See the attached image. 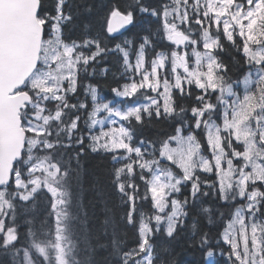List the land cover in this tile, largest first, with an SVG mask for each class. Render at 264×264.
<instances>
[{
	"label": "snow or ice",
	"instance_id": "6c2138e0",
	"mask_svg": "<svg viewBox=\"0 0 264 264\" xmlns=\"http://www.w3.org/2000/svg\"><path fill=\"white\" fill-rule=\"evenodd\" d=\"M99 7L94 22L81 29L74 0L11 5L6 23L19 21L49 46L43 56L37 52L34 60L27 59L25 82L11 90L25 89L18 105L25 134L34 131L37 108L50 123L62 121L70 109L71 131L79 132L80 113L87 111L86 101L77 96L81 77L94 76L102 57L119 53L120 70L113 75L124 82L117 79L111 92L144 102L115 106L100 101L97 87L87 85L93 108L79 144L88 139L93 153H110L118 165L113 185L126 208L122 218L135 235L120 264H176L170 248L153 241L161 234L177 239L190 210L209 195L204 189L226 204L240 203L215 240L209 231L197 238L194 216L189 247L200 249L205 264L225 255L224 264H264V0H104ZM145 17L160 24L140 38L134 52L127 38L124 46L108 47L115 34ZM164 40L168 46L157 50ZM224 41L242 54V65L235 61L230 67L217 55ZM99 71L104 75L110 69ZM237 71L242 75L233 79ZM70 96L77 102L71 103ZM178 98L192 103L179 104ZM145 119L165 120L170 130L160 139H137L135 125ZM201 174L216 179L202 180ZM185 188L189 195L180 199ZM149 200L152 214L146 216L141 204Z\"/></svg>",
	"mask_w": 264,
	"mask_h": 264
},
{
	"label": "trees",
	"instance_id": "16d2710c",
	"mask_svg": "<svg viewBox=\"0 0 264 264\" xmlns=\"http://www.w3.org/2000/svg\"><path fill=\"white\" fill-rule=\"evenodd\" d=\"M79 7V18L77 23L80 28L84 24L94 22L97 13L102 9L99 5L104 0H74ZM155 3L156 0H147ZM51 3V0H49ZM89 6H95L92 12L85 11ZM160 22L153 18H138L136 23L120 37H115L108 44L109 48H114L116 43L123 45L125 38L133 41L132 50L141 42L140 38L147 34L148 30L156 31ZM157 50L166 48L165 41H158ZM217 55L225 62L233 65L235 61L243 64L242 56L235 48H228V43L224 41V50L218 51ZM120 54L111 52L106 58L102 57L101 62L96 65L94 76H85L87 84L97 85L106 95L110 94L111 88L116 86L117 79L123 83L122 78H114V73L120 70ZM108 67L109 72L100 74V69ZM91 71V69H89ZM239 72V71H237ZM82 76L81 78H83ZM82 83L80 88H82ZM195 91V90H194ZM86 101L89 108V99L85 96L80 98ZM77 96L69 98L71 103L77 102ZM178 103L190 106V99H179ZM74 113L68 110L64 120L60 121L63 127L60 129L62 136L68 128L69 122ZM82 116V114L80 113ZM82 119V118H81ZM127 123V122H126ZM135 125V121H132ZM67 125V126H66ZM80 120V130H82ZM75 132V136L69 139L61 137L53 142V146L40 151V154L50 159L59 168V175L55 181V191L61 199V218L63 245L65 246L64 262L59 260L62 255L58 254L54 248L56 238V221L54 210L50 207L52 197L49 194L37 193L34 196L33 204L29 209H14L12 215H8V227L12 231V240L8 241L4 249L0 248V264H21L20 252L27 249L34 264H120L121 253L133 246L135 239L134 229L129 227L123 214L126 212L113 185V169L118 166L111 161V154L103 151L93 153L89 149V140L85 139L82 145L79 144V136L86 130ZM137 139L143 137L147 140L163 138L165 132L170 130V125L165 120L145 119L144 124L135 125ZM66 134V133H65ZM203 138L202 134H198ZM65 137V136H64ZM53 141H55L53 139ZM202 180L214 181L215 176L201 174ZM127 183V178H123ZM209 195L201 197L190 210V215L186 218L185 227L181 229L177 239L169 241L162 234L154 239L153 243L157 247L166 245L171 250V256L175 258L176 264H205L202 259V252L198 247H189L192 237L191 224L193 217H196L197 238L199 232L209 231L215 240L216 234L225 226L233 204H226L221 201L218 195L211 189H204ZM189 195L185 188L179 198L183 199ZM208 211L205 212V206ZM141 210L145 215L152 214L150 200L141 204ZM224 214L221 219V214ZM211 221V223H210ZM225 253L227 249L225 248ZM225 257L215 256L213 264H224Z\"/></svg>",
	"mask_w": 264,
	"mask_h": 264
},
{
	"label": "water",
	"instance_id": "95a60500",
	"mask_svg": "<svg viewBox=\"0 0 264 264\" xmlns=\"http://www.w3.org/2000/svg\"><path fill=\"white\" fill-rule=\"evenodd\" d=\"M32 0H0V187L11 182L13 165L22 157L26 134L21 128L19 102L24 92L11 91L25 82L23 75L29 57L40 53L42 40L34 37L29 29L10 18L11 5L31 3ZM130 26V25H129ZM129 26L115 36L127 31Z\"/></svg>",
	"mask_w": 264,
	"mask_h": 264
},
{
	"label": "rangeland",
	"instance_id": "374dc122",
	"mask_svg": "<svg viewBox=\"0 0 264 264\" xmlns=\"http://www.w3.org/2000/svg\"><path fill=\"white\" fill-rule=\"evenodd\" d=\"M195 27V25L193 26ZM167 44L166 40H164ZM227 42V41H226ZM48 44L46 41H43L42 43V54L44 55V50L48 48ZM202 50V49H201ZM190 51V48H189ZM30 85L33 83L32 79L28 82ZM149 95H153L152 93H149ZM100 101H110L115 106H127L128 104L133 103H143L142 97H136L134 100L125 101L124 103H121L120 100H123V98L120 97H114V100L106 99L104 96H98ZM126 99V98H125ZM92 102V101H91ZM92 106V107H91ZM90 109L87 111L82 112L81 116V122H82V130H87L85 127V120L88 116V111H91L93 108V102L91 103ZM36 115L39 117V120L36 122H33L32 129L34 131H29L27 134V144H26V153L25 157L22 160V162L16 167L15 173H14V180L11 185V188H5L0 190V235L3 234V239L5 240L4 243H2V246L7 244L8 241L12 240V231L9 229L8 224L7 230L4 229V221L2 217L5 215L4 211L7 215L8 208L11 205V200L13 197L18 198V200H21L22 202H29V200L33 197V194L37 191H46L50 194L52 197V207L56 215V233L57 236L55 238V244L54 248L57 252V255H62V258L59 260L60 262H64V252H65V246L63 245V238H62V225H61V199L59 196H57V193L55 191L54 185L56 176L59 174L58 168L52 164V161L48 158L43 157L40 155L39 151L44 147H50L51 144L48 141H45V139L52 137H57V132H60V129L63 127L61 125V122L57 120L55 123L45 122V119L43 116L40 115V110L37 108ZM104 114H101V118H103ZM49 121L53 119L51 115H49ZM118 119V118H117ZM64 120V118H63ZM62 120V121H63ZM68 127V134L70 138H73L75 136V132L71 131V121L69 122ZM109 125L107 124V120H105L104 127L107 128ZM119 126V125H116ZM100 128V125L95 126V130L98 131ZM65 130V129H63ZM80 130V131H82ZM40 133H43V138H39ZM202 134V133H198ZM80 136V135H78ZM203 136V134H202ZM205 151L206 148H205ZM240 201L237 200L235 202L233 211L237 204H239ZM18 204H22L19 202ZM21 256V264H34L32 262L31 255L27 249H24L20 252ZM215 256L213 257L214 261Z\"/></svg>",
	"mask_w": 264,
	"mask_h": 264
},
{
	"label": "flooded vegetation",
	"instance_id": "af4514ba",
	"mask_svg": "<svg viewBox=\"0 0 264 264\" xmlns=\"http://www.w3.org/2000/svg\"><path fill=\"white\" fill-rule=\"evenodd\" d=\"M239 54L242 56V54L240 52H239ZM238 75H242V72H236V74L234 75V77H236Z\"/></svg>",
	"mask_w": 264,
	"mask_h": 264
},
{
	"label": "clouds",
	"instance_id": "9594fccd",
	"mask_svg": "<svg viewBox=\"0 0 264 264\" xmlns=\"http://www.w3.org/2000/svg\"><path fill=\"white\" fill-rule=\"evenodd\" d=\"M208 207H209V206L206 205V206H205V209H208Z\"/></svg>",
	"mask_w": 264,
	"mask_h": 264
}]
</instances>
